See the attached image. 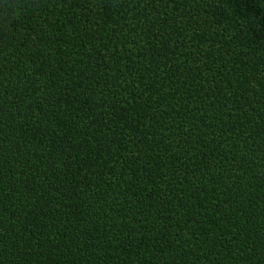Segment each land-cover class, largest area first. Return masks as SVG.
Returning a JSON list of instances; mask_svg holds the SVG:
<instances>
[{
    "label": "trees",
    "instance_id": "1",
    "mask_svg": "<svg viewBox=\"0 0 264 264\" xmlns=\"http://www.w3.org/2000/svg\"><path fill=\"white\" fill-rule=\"evenodd\" d=\"M0 264H264V0H0Z\"/></svg>",
    "mask_w": 264,
    "mask_h": 264
}]
</instances>
